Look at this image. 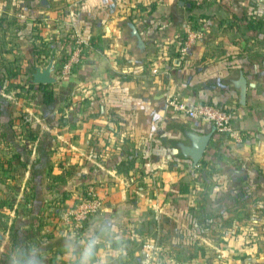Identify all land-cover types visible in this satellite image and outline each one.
Segmentation results:
<instances>
[{
	"label": "crops",
	"instance_id": "obj_1",
	"mask_svg": "<svg viewBox=\"0 0 264 264\" xmlns=\"http://www.w3.org/2000/svg\"><path fill=\"white\" fill-rule=\"evenodd\" d=\"M185 1L0 0V175L16 197L0 226V264H77L90 238L99 241L92 264H158L135 244L153 243L155 228L175 230L177 246L190 232L197 246L201 211L230 214L237 198L247 216L203 238L209 263L264 264V26L232 15L264 21V0ZM198 25L204 35L183 53ZM75 34L80 59L62 75ZM50 57L57 80L33 83L31 70ZM169 97L230 108L241 138L214 129L196 168L175 143L188 141L185 128L212 124L172 110ZM89 185L103 205L74 225L64 213Z\"/></svg>",
	"mask_w": 264,
	"mask_h": 264
},
{
	"label": "built area",
	"instance_id": "obj_2",
	"mask_svg": "<svg viewBox=\"0 0 264 264\" xmlns=\"http://www.w3.org/2000/svg\"><path fill=\"white\" fill-rule=\"evenodd\" d=\"M204 31L203 25H198L195 28L190 27L183 44L180 46L181 51L183 53L187 51L190 43L201 38L204 35ZM72 39L74 41L73 50L62 60L60 66V73L62 75L71 72L75 63L79 61L80 53L83 49V41L78 34L72 36ZM152 71H158L156 66L153 67ZM166 105L176 112L185 114L189 118L210 122L215 127L216 132L220 134L229 133L234 136L235 139L241 138V133H235L232 129V110L228 107L217 105L209 101H199L190 104L177 97H169L166 101ZM102 205V195L97 191L96 187L89 185L80 192L78 197L68 206L67 211L64 213V217L74 225L80 226L84 220L99 211ZM153 246L151 242L143 244L142 249L146 258L152 257Z\"/></svg>",
	"mask_w": 264,
	"mask_h": 264
},
{
	"label": "rangeland",
	"instance_id": "obj_3",
	"mask_svg": "<svg viewBox=\"0 0 264 264\" xmlns=\"http://www.w3.org/2000/svg\"><path fill=\"white\" fill-rule=\"evenodd\" d=\"M26 120L27 119H25V121ZM14 187L15 184L8 186V184L5 182L4 177L0 175V226L5 225L9 216H11V214L8 215L6 211L4 212V210H6V208L8 207H14L16 203V197L11 195V193L9 192L10 190L12 191ZM200 190L202 193H200L199 195L202 196L204 189ZM201 200L203 202L204 208L209 200H207L206 198H202ZM251 200L254 202L257 199L255 198ZM246 202L247 200L245 199L237 198L235 200V205L237 208H235L230 214H223V211H221L220 213L213 216L209 212H204L203 209V211H201V214H199V218H201L199 220L202 224L201 229L198 231V234H200L201 242H199V245L197 244V246L192 244V240L190 239V236H192V234L190 232L185 231V235H181V237L184 236V245L179 244V246H177L175 245V243L171 244V240L176 239L175 230L171 229L169 231H158V229L154 228L150 235V237H153L152 242L154 243L152 250L157 253V256L164 259L163 261H161L162 264H192L193 259H196L197 255H200V258H205L204 263L210 264L209 260H213V256L211 257L208 255L213 252L214 248L210 247L209 244L206 243L205 240H203V238H209L213 234H217L218 236L220 227L238 223L241 221V219L246 218V213H243L244 211L242 212L241 210V208L245 207ZM253 218H257V215L254 214ZM173 223L177 222L173 221ZM256 234L257 233H253V236ZM167 241L168 244H166ZM141 246H143V241L141 240L138 244H135V247L140 248ZM179 250L183 251V253ZM126 252L129 253V248L126 249ZM151 259L152 257L149 258V260ZM194 264H197V262H195ZM212 264H217V262H212Z\"/></svg>",
	"mask_w": 264,
	"mask_h": 264
},
{
	"label": "water",
	"instance_id": "obj_4",
	"mask_svg": "<svg viewBox=\"0 0 264 264\" xmlns=\"http://www.w3.org/2000/svg\"><path fill=\"white\" fill-rule=\"evenodd\" d=\"M180 3L189 5V2L185 0H180ZM54 64V60H52L50 57L46 63L35 66L30 72V80L37 84H49L55 82L57 78L52 74ZM240 80L241 81L239 84L243 94L246 86V79L242 76ZM214 129L215 127L213 125L212 129L208 132H199L191 128H185L183 130V134L186 136L188 141H176L175 144L180 154L185 158H189L192 161L193 166L197 165L204 155L205 149Z\"/></svg>",
	"mask_w": 264,
	"mask_h": 264
},
{
	"label": "trees",
	"instance_id": "obj_5",
	"mask_svg": "<svg viewBox=\"0 0 264 264\" xmlns=\"http://www.w3.org/2000/svg\"><path fill=\"white\" fill-rule=\"evenodd\" d=\"M220 5L222 6V7H225L226 6V4H225V2H224V0H220ZM202 16H204V14H201ZM232 15H233V17H235L236 19H238V20H240V21H242V22H244L246 25H247V27L249 28V29H256V28H258V27H260V26H264V21L263 20H261V19H258V20H252V19H249V17L247 16V15H245V14H236V13H232ZM67 55V54H66ZM66 55H64V57L66 56ZM63 57V58H64ZM63 58H62V60H63ZM38 85H45V84H38ZM44 93H45V95H46V100H48L49 99V95H50V93L48 92V90H46V89H44ZM4 135L2 134V132H0V140H1V138L3 137ZM204 155L202 156V158L200 159V164H202V165H204ZM175 189H177V191L179 192V193H181V194H186V193H188L189 192V189H190V187H189V185L187 184V183H182L181 181H179L178 183H176L175 184V187H174ZM200 193H202L201 192V190H200ZM200 193H197L198 195L197 196H199V194ZM169 194L171 195V197H174V195H175V191H170L169 192ZM171 200H173V199H171ZM181 201H183V202H181V203H179L180 204V206H185L186 204H188L187 203V200L186 199H181ZM179 204H178V207H180L179 206ZM197 205H201V206H203V203L202 202H200L199 200H197Z\"/></svg>",
	"mask_w": 264,
	"mask_h": 264
},
{
	"label": "clouds",
	"instance_id": "obj_6",
	"mask_svg": "<svg viewBox=\"0 0 264 264\" xmlns=\"http://www.w3.org/2000/svg\"><path fill=\"white\" fill-rule=\"evenodd\" d=\"M82 243V248L79 254V259L77 264H92V258L96 253L98 239L90 238L86 243ZM71 246L69 247V252H71Z\"/></svg>",
	"mask_w": 264,
	"mask_h": 264
}]
</instances>
